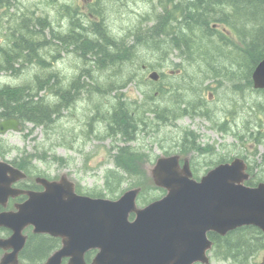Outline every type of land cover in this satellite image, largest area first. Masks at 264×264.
<instances>
[{
    "label": "rangeland",
    "instance_id": "obj_1",
    "mask_svg": "<svg viewBox=\"0 0 264 264\" xmlns=\"http://www.w3.org/2000/svg\"><path fill=\"white\" fill-rule=\"evenodd\" d=\"M7 1L11 4L10 7L5 5L0 7V47L8 48L12 45L10 37L13 38V33H16L14 31L23 24L22 17L30 16L31 11H35L37 15H43L47 22L50 20L44 37H35V39L37 38V41L53 40L46 44H35L37 51L40 52V57L49 59L51 64L55 55L60 58L46 69L37 63L24 66L19 73L0 69V84L25 85L31 90L37 91L38 84H41L38 80L44 77L48 82V78H51L53 74L52 81L48 82L50 84H46V87L48 86L51 91H46L44 85L43 88H45H42L39 93L44 96V100L49 105L58 103L59 96H61L55 93V85L57 89L64 91L74 80L80 82L81 86L77 91L72 92L74 98L71 105L69 104V108L62 107L60 113L55 116L54 125L44 128L42 125L34 126L32 122H28L21 131L10 130L5 134L0 133V150L4 151L5 156L13 158L21 152L38 153L40 156L41 153L47 152L49 161L45 162L46 166L50 165L48 170L51 174L60 175L62 172H67L72 178L80 180L86 188L101 189L105 174L115 166L112 156L115 150L112 147L117 144L115 140L121 138L120 134L109 136L108 125L103 120L110 115L109 111L115 108V104L123 102L133 111V114H139V117L148 115V119L153 120L152 126H148L146 132H139L140 129L136 131L137 139L131 142L139 149L145 148V151L148 152L146 159L153 160L156 156L164 153L163 151L166 150L164 146L169 147L168 150H176V142L177 138H180V133L185 129H191L201 134L202 141L213 146L216 152L214 156L210 154H208L209 156L196 155L200 162L214 159L228 150H230L228 156L232 153L237 154L235 152H243L258 162L261 170L259 174L263 175L264 161L261 160H264V111H259L258 104H264V94H258V92L249 89L236 91L233 88L235 83L241 84L242 82L244 84L239 79L240 75L237 71L241 69L237 68V65H233V67L226 64L228 70L233 72L235 79L232 81L227 78L229 74L226 66L225 68L223 66L214 68L226 72L228 76L213 79V75H210L207 78L208 73H204L208 71L207 66L202 64L198 67L187 59H182L179 56L180 51L170 47L168 41L161 45L152 43L151 46L150 42L144 41L145 38L148 39L147 30L154 26L155 20L164 16L162 14L163 7L167 9L166 14L170 13L173 18L174 15L176 17L175 12L170 10L174 3H170L168 0H0V4ZM63 4L81 9V15L78 14L77 17L81 16L80 19L86 25L84 27L89 30L92 26H89L92 22L90 16L94 20L97 18L95 12H101L105 27L110 34L114 37H122L126 46L133 44L131 59L120 60L112 68L101 69L97 67L94 60L83 59L80 53L75 50L74 44L64 45L54 40L55 34L58 38H66L67 34H71L72 31L73 25H70L68 21L71 20L70 17L63 13ZM96 9L101 11H96ZM91 11L94 13L91 14ZM35 17V15L32 16V18ZM88 20L90 21L86 23ZM80 28L77 31L88 32L87 28L83 29L81 26ZM227 28L230 27L227 26ZM248 28L250 30V26ZM227 31L230 30L227 29ZM246 34H248V30ZM231 35L235 42L241 44L234 33ZM91 36L94 37V35ZM4 62L5 56L0 52V64ZM82 68H88L92 75L81 76ZM152 70H158L165 75L161 80L153 83L148 77ZM188 73H194V77L188 76ZM176 74H179L176 77L177 80L187 78L194 87H183L187 83L185 82L181 85L183 88L177 87L173 90L175 85L172 82L175 80L172 79ZM237 77L238 79H236ZM81 79L82 81H80ZM110 81L111 83H109ZM123 83V86H118ZM167 83L168 86L165 88ZM202 83L201 90L194 89ZM94 84L96 87L92 86ZM111 84L119 88L108 95L97 90L98 87L107 88ZM162 86L161 95H156L155 92ZM209 86L213 90L207 89ZM92 89H96L98 92ZM209 91L214 93V98L211 101L208 97ZM152 95L158 101L152 99ZM176 98L179 99V103L187 100L188 106L198 103L199 110L206 111L208 115H212V118L197 115L185 116L181 119L170 117L167 119L168 121H164L163 119L169 118L174 111L172 108L171 111L170 107L166 111L165 107L169 103H174ZM206 100L211 112L206 109L208 108ZM157 102V108L160 114L162 113L160 117L157 116V113L149 112L150 107L156 108ZM248 131L255 133L261 131L262 134L258 136L262 137V141L256 142L252 137H248ZM239 135H244V140L239 139ZM53 154L65 158V165L57 160H52ZM203 173L200 172V174ZM127 184H124V188L127 187ZM148 184L153 185L151 181ZM148 194H151L150 197L156 198L163 195L164 192L149 187L146 191V195ZM263 257L264 251L254 258V263L262 262ZM212 261L215 264L221 263L218 259ZM223 264L233 263L224 261Z\"/></svg>",
    "mask_w": 264,
    "mask_h": 264
},
{
    "label": "water",
    "instance_id": "obj_2",
    "mask_svg": "<svg viewBox=\"0 0 264 264\" xmlns=\"http://www.w3.org/2000/svg\"><path fill=\"white\" fill-rule=\"evenodd\" d=\"M151 77L158 79V72ZM253 77L255 86L264 88V59ZM21 128L17 118L0 123L2 132ZM185 160L181 166L178 154L157 159L151 174L167 193L144 207L138 204L141 187L112 199L78 194L67 175L56 182L44 180V192H30V198L17 211L0 213V226L14 230L0 246L23 245V229L32 224L35 231L79 237L82 245L87 244L78 252L71 250L69 243L45 264H60L65 255L72 256L70 264H86L83 255L91 247L100 248L93 264H194L210 262L207 252L213 241L209 231L227 234L245 224L264 231V182L258 186L244 184L249 177L244 159L222 163L201 180L192 177L189 160ZM9 171L19 170L0 161V203L21 192L11 186ZM131 213L136 214L134 220Z\"/></svg>",
    "mask_w": 264,
    "mask_h": 264
},
{
    "label": "trees",
    "instance_id": "obj_3",
    "mask_svg": "<svg viewBox=\"0 0 264 264\" xmlns=\"http://www.w3.org/2000/svg\"><path fill=\"white\" fill-rule=\"evenodd\" d=\"M174 6L172 11L175 12L176 17L180 16L177 20L176 17L174 19L172 16L169 18V15L165 14L160 19H157L159 20L158 23L147 30L149 34L147 35L148 39L145 40L150 42V46L152 43L161 45L168 41V44L171 45L170 47H175L180 51L183 59H187L193 65L200 66L203 64L207 66V73L213 74L218 78L228 76L229 74L228 79H235L233 72L228 70L226 64L232 66L237 65L236 67L241 69L237 71L240 75L239 79L246 81L248 87L252 86L251 73L264 58V0H178ZM221 13L226 15L227 19ZM29 18L26 17L25 22ZM42 20V18H39L36 24H26L27 22L22 24L20 28L14 31L17 35L13 33L12 45L8 48L0 47V52L5 56V62L0 64L2 69L15 70L14 66L15 64H20L19 62L22 64L38 63L44 66L46 61L41 59L35 47V44H43V42L37 41V38L44 36V31L47 27L44 20ZM220 20L238 32L242 42L241 46L234 42L229 35L222 33L212 26L215 22H221ZM248 26H250V30ZM81 27L83 29L87 28L83 25ZM164 28L165 30L163 31ZM78 29H81L80 26L76 23L73 24L71 34L74 35L67 34L66 38H63V42L65 44L74 43L76 51L84 58L90 55L96 62L97 67L101 69L112 68L118 61L131 58L133 44L126 46L122 38L111 36L105 25L95 23L91 26L90 30L87 28L88 32H80L77 31ZM156 29L162 31L156 33ZM205 29L208 30L205 31ZM247 29L248 34H246ZM91 35H94V37ZM35 37L37 38L35 39ZM118 45L121 47H118ZM15 47L18 48L16 49ZM23 61L26 62L23 63ZM43 61L44 63H42ZM215 66H219L220 68H222L221 66L224 68L226 66L228 74L220 70H215ZM89 74L92 75L90 70ZM192 77L194 76L192 75ZM49 80L51 81V78H48ZM38 81L41 84H38L37 91L31 90L27 86H0V118L18 116L24 122H32L36 126L42 125L44 128H47L49 125H54V122H56L55 116L60 113L62 107L71 105L74 98L72 92L79 88L78 84H81L80 82L73 81V84L71 83L66 88L67 90L65 89L64 91L57 89L55 85V93L57 92L58 94L60 92L59 95L61 96H59L58 103L49 105L44 100L45 98L39 94L43 86L48 82L42 78ZM174 82H176L177 87L180 83L183 84L185 82H187L185 87L192 86L189 83L191 81L187 78H182ZM108 87L110 88H107L108 91L102 87H98L97 89L102 94L107 95L114 86L111 84ZM165 109L167 111L169 107L166 106ZM150 110L157 113V116H162V113L160 114L157 107L155 109L151 107ZM109 113L108 118L105 117L103 120L108 125V134H120L126 140L134 139L136 131H139V129V132H146L147 127L152 126V121L148 117L145 116L141 120L138 115L133 114L132 110L122 103L115 105V108L112 111L110 110ZM176 114L180 115V112L177 111L175 113L174 110L172 117ZM100 120L102 119L100 118ZM163 120H167V118ZM192 144L195 146L197 144L196 135L193 132H187L183 136V143L181 145L195 147L190 146ZM143 156L141 152L133 149L130 145L120 146L118 153L114 156L116 166L119 170L112 169L106 173L104 183L106 191L101 189L98 194L116 196L125 182L129 186L142 184L144 191H147V188H149L146 186L148 177L144 168L140 166V160ZM92 194L97 193L92 191ZM149 195L151 194H145L146 199L150 197ZM142 199L144 200L145 198L142 197ZM211 237L216 241V246L213 250L214 257L221 260H232L234 264H249L250 257L264 247V235L255 226H245L235 229L226 236L213 233ZM48 246H50V241L47 239L35 240L29 245V254L33 257H40L48 249Z\"/></svg>",
    "mask_w": 264,
    "mask_h": 264
},
{
    "label": "flooded vegetation",
    "instance_id": "obj_4",
    "mask_svg": "<svg viewBox=\"0 0 264 264\" xmlns=\"http://www.w3.org/2000/svg\"><path fill=\"white\" fill-rule=\"evenodd\" d=\"M71 20L70 25L77 24L80 25L81 22L76 15H67ZM254 150V149H253ZM256 152V149H255ZM254 154V153H253ZM203 156H209L208 154H202ZM248 162V171H249V179L246 181L250 185H258L260 182L264 181V173L261 176L259 165L252 167L258 162L251 157L243 156ZM7 161H9L14 167H17L22 170V173L11 171L7 172L9 177H13L12 186L16 189L24 190L23 193H17L16 195H11L7 199L6 203H0V213L5 211H16L18 209L19 204L24 203L30 198L29 192H43L46 190V187L41 183L43 179L51 182L57 179V173L51 174L48 170L49 166H46L45 162L38 160L37 158L32 159L24 156H15L13 158L5 157ZM218 156L211 160H205L200 162L195 156H190L191 168L194 173V176L197 179H200V172H205L203 170L208 169L210 163L219 164L224 161ZM222 160V161H221ZM220 161V162H219ZM264 161V160H261ZM182 162V160H181ZM193 163L198 165H193ZM216 164V165H217ZM205 166V167H203ZM23 233L25 234V243L20 246L19 243H16V247H7L4 248L0 246V264H44L49 258L59 250H62L65 245L70 243V249L76 250L79 248V245L76 244L78 238H71L66 235H54L46 232H35L34 227L32 225L27 226ZM14 234V231L7 226H0V241L9 239ZM47 239L50 241V246L48 249L41 255L40 257H33L29 254V245L32 244L35 240ZM71 240H74L70 242ZM98 254V249H89L86 251L84 259L87 264H93L96 256ZM81 257V254H79ZM72 259L71 255H65L62 257L60 264H70V260Z\"/></svg>",
    "mask_w": 264,
    "mask_h": 264
},
{
    "label": "bare ground",
    "instance_id": "obj_5",
    "mask_svg": "<svg viewBox=\"0 0 264 264\" xmlns=\"http://www.w3.org/2000/svg\"><path fill=\"white\" fill-rule=\"evenodd\" d=\"M180 2H181V1H180ZM178 3H179V2H178ZM181 4H183V3H181ZM214 8H216V7H214ZM214 12H215V10H214ZM221 14H223V13H221ZM225 14H226V13H225ZM40 15H41V14H40ZM42 16H43V15H42ZM169 16H170V15H169ZM176 16H177V15H176ZM206 16H207V15H206ZM220 16H221V15H220ZM223 16H225V18L227 17V16L224 15V14H223ZM223 16H221V17H223ZM47 17H49V16H47ZM170 17H171V16H170ZM174 17H175V15H174ZM178 17H180V16H178ZM178 17H176V20L178 19ZM95 18H96V17H95ZM40 19H41V18H40ZM173 19H174V18H173ZM220 19H221V18H220ZM226 19H227V18H226ZM170 20H171V19H170ZM176 20H175V21H176ZM223 20H224V19H223ZM234 20H235V19H234ZM234 20H233V21H234ZM42 21H43V20H42ZM79 21H80V20H79ZM220 21H221V20H220ZM235 21H236V20H235ZM49 22H50V20H49ZM52 22H53V21H52ZM221 22H222V21H221ZM37 23H38V22H37ZM40 24H41V23H40ZM58 24H59V23H58ZM172 24H173V22H172ZM236 24H237V23H236ZM242 24H243V23H242ZM247 25H248V24H247ZM30 26H31V25H30ZM35 26H36V25H35ZM235 26H236V25H235ZM32 27H33V26H32ZM237 27H238V26H237ZM239 27H240V26H239ZM22 28H23V27H22ZM30 28H31V27H30ZM39 28H40V27H39ZM171 28H172V27H171ZM23 29H24V28H23ZM164 30H165V28L163 29V31H164ZM206 30H208V29H205V31H206ZM241 30H242V29H241ZM247 30H248V29H247ZM79 31H80V30H79ZM156 31H157L156 33H159V32L162 31V30H159V31H158V30L156 29ZM166 31H167V28H166ZM205 31H204V33H205ZM215 31H216V30H215ZM44 32H45V31H44ZM163 33H164V32H163ZM167 33H169V32H167ZM167 33H166V35H167ZM171 33H172V32H171ZM171 33H170V34H171ZM236 33H237V32H236ZM21 34H22V33H21ZM153 34H154V33H153ZM172 34H173V33H172ZM174 34H176V33H174ZM134 35H135V34H134ZM19 36H20V35H19ZM21 36H22V35H21ZM75 36H76V35H75ZM111 36H112V35H111ZM152 36H153V35H152ZM174 36H175V35H174ZM154 37H155V36H154ZM116 38H117V37H116ZM217 38H218V37H217ZM145 39H146V38H145ZM145 39H144V41H145ZM156 39H157V38H156ZM21 40H22V39H21ZM23 40H24V39H23ZM141 40H142V39H141ZM20 42H22V41H20ZM137 42H138V41H137ZM147 42H148V41H147ZM154 42H155V41H154ZM15 43H16V42H15ZM17 44H18V43H17ZM149 44H150V43H149ZM154 45H155V44H154ZM22 46H24V45L22 44ZM15 48L17 49L18 47H15ZM79 51H80V50H79ZM174 51H175V50H174ZM39 53H40V52H39ZM167 53H168V52H167ZM38 55H40V54H38ZM23 56H24V55H23ZM24 57H25V56H24ZM30 59H31V58H30ZM30 59H29V60H30ZM41 59H42V58H41ZM87 59H88V58H87ZM130 59H131V58H129V60H130ZM18 61H19V60H18ZM21 61H22V60H21ZM32 61H33V60H32ZM32 61H31V62H32ZM89 61H90V60H89ZM25 62H26V61H25ZM25 62L23 61V63H25ZM28 62H30V61H28ZM42 63H44V61H43ZM14 64H15V63H14ZM125 64H126V63H125ZM92 65H93V64H92ZM44 66H46V65L44 64ZM114 66H115V65H114ZM40 67H41V66H40ZM121 67H122V66H121ZM113 69H114V68H113ZM92 71H94V70H92ZM109 72H110V71H109ZM113 72H114V71H113ZM244 72H245V71H244ZM40 74H41V73H40ZM251 74H252V73H251ZM115 75H116V74H115ZM36 76H37V75H36ZM40 76H41V75H40ZM81 76H82V75H81ZM90 76H91V75H90ZM237 76H238V75H237ZM54 77H55V76H54ZM93 77H94V76H93ZM245 77H246V76H245ZM248 78H249V77H248ZM51 79H52V77H51ZM86 79H87V78H86ZM90 79H91V78H90ZM95 80H96V79H95ZM246 80H247V79H246ZM49 81H50V80H49ZM49 81H48V82H49ZM51 81H52V80H51ZM73 81H74V80H73ZM80 81H82V79H81ZM96 81H97V80H96ZM45 82H46V81H45ZM53 82H54V80H53ZM53 82H52V83H53ZM90 82H91V81H90ZM240 82H241V81H240ZM249 82H250V81H249ZM42 83H43V82H42ZM91 83H92V82H91ZM109 83H111V81H110ZM231 83H232V82H231ZM250 83H251V82H250ZM49 84H50V83H48V85H49ZM55 84H56V83H55ZM55 84H54V85H55ZM72 84H73V83H72ZM118 84H119V83H118ZM123 84H124V83H123ZM128 84H129V83H128ZM238 84H239V83H238ZM238 84H237V85H238ZM241 84H242V82H241ZM43 85H44V84H43ZM75 85H76V84H75ZM75 85H74V86H75ZM80 85H81V84H80ZM80 85H79V87H80ZM86 85H87V84H86ZM235 85H236V84H235ZM92 86H95V84L92 85ZM115 86H116V85H115ZM118 86H119V85H118ZM45 87H46V84H45ZM45 87H44V88H45ZM51 87H52V86H51ZM95 87H96V86H95ZM55 88H56V87H55ZM73 88H74V87H73ZM83 88H84V87H83ZM83 88H82V89H83ZM78 89H79V88H78ZM82 89H81V90H82ZM85 89H86V88H85ZM109 89H110V88H109ZM53 90H54V89H53ZM66 90H67V89H66ZM72 90H73V89H72ZM87 90H88V89H87ZM92 90H94V89H92ZM97 90H98V89H97ZM97 90L95 89L94 91H97ZM106 90H107V88H106ZM76 91H77V90H76ZM82 91H83V90H82ZM107 91H108V90H107ZM86 92H87V91H86ZM97 92H98V91H97ZM100 92H101V91H100ZM51 93H52V92H51ZM59 93H60V92H59ZM59 93H58V94H59ZM91 93H92V92H91ZM106 93H107V92H106ZM56 94H57V92H56ZM258 94H259V93H258ZM48 95H49V94H48ZM66 95H67V94H66ZM69 95H70V94H69ZM72 95H73V94H72ZM78 95H79V94H78ZM160 95H161V94H160ZM67 97H68V96H67ZM77 97H78V96H77ZM106 98H108V97H106ZM116 98H117V97H116ZM182 98H183V97H182ZM256 98H257V97H256ZM108 99H109V98H108ZM183 99H184V98H183ZM115 100H116V99H115ZM66 102H67V101H66ZM257 102H258V101H257ZM237 103H238V102H237ZM67 104H69V103H67ZM110 104H112V103H110ZM155 105H156V104H155ZM250 105H251V104H250ZM254 105H255V104H254ZM66 106H67V105H66ZM205 107H206V106H205ZM225 108H226V107H225ZM170 109H171V108H170ZM206 109H208V108H206ZM145 110H146V109H145ZM200 110H201V109H200ZM171 111H172V109H171ZM175 111H176V110H175ZM255 111H256V110H255ZM151 114H152V113H151ZM164 116H165V115H164ZM104 117H105V116H104ZM113 117H114V116H113ZM53 118H54V117H53ZM107 118H108V117H107ZM167 118H168V117H167ZM208 118H209V117H208ZM261 118H262V117H261ZM114 119H115V118H114ZM169 119H170V116H169ZM112 120H113V119H112ZM262 120H263V119H262ZM108 121H109V120H108ZM112 125H113V124H112ZM132 125H133V124H132ZM263 125H264V124H263ZM134 126H135V125H134ZM134 126H133V127H134ZM134 130H137V129H134ZM200 135H201V134H200ZM244 138H245V137H244ZM261 138H262V137H261ZM246 139H247V138H246ZM193 140H194V139H193ZM249 140H250V139H249ZM192 145L195 146L194 144H192ZM234 152H235V151H234Z\"/></svg>",
    "mask_w": 264,
    "mask_h": 264
}]
</instances>
